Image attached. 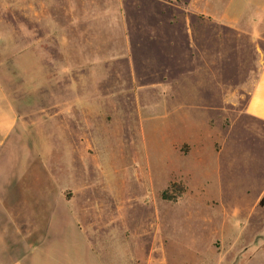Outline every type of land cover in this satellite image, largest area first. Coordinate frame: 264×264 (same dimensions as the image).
I'll return each instance as SVG.
<instances>
[{"label": "rangeland", "instance_id": "obj_1", "mask_svg": "<svg viewBox=\"0 0 264 264\" xmlns=\"http://www.w3.org/2000/svg\"><path fill=\"white\" fill-rule=\"evenodd\" d=\"M124 1L148 23L130 0H0L16 113L0 181L17 204L0 183V226L16 248L45 240L39 264L90 262L88 247L118 264H264V122L245 110L264 16H204L190 78L140 87Z\"/></svg>", "mask_w": 264, "mask_h": 264}, {"label": "crops", "instance_id": "obj_2", "mask_svg": "<svg viewBox=\"0 0 264 264\" xmlns=\"http://www.w3.org/2000/svg\"><path fill=\"white\" fill-rule=\"evenodd\" d=\"M130 1L131 3L136 1L134 4L138 5L137 7H139L140 11L144 13L148 12V15L142 17L148 23L141 25L136 21L138 17L135 18L130 15L131 11H128L129 4L124 1L123 8L127 18L126 52L124 54V62L128 73L127 79H144L150 82L148 85H139L140 87L149 85L153 87L168 86L172 80H186L190 78L194 62L199 60V58H194L193 55V48L197 45V40L194 39L195 31L191 24L190 16L232 17V20L228 21L227 19H223L226 20L227 25L232 26L234 25L230 22L234 23L243 17L264 16V0H186V2L180 0H161L169 1L166 3L171 5L175 10L183 12L184 16L179 19L183 23L178 27L173 18H169L168 24H155L151 20V17L158 16L151 12L152 9L146 3L141 2V0ZM177 32L179 35H177ZM177 44H179L180 49L182 48L181 52L179 51L180 49L178 50ZM245 110L249 116L264 122V58L258 66L256 79L249 94ZM15 128L16 113L10 106L0 84V148L10 139ZM10 182L11 180H9L7 185L5 184L6 182L0 181L3 184L4 196L2 198L4 199H7L8 187L14 184V180L12 181V185ZM7 200L14 205L11 209L17 207L14 201ZM0 201L2 200L0 199ZM1 205L2 203L0 202ZM7 214L13 216L15 219L14 211L12 214L10 212H7ZM0 230V235H4L2 237L3 244L0 243V247L4 251L2 255L8 257V261L4 264H39L38 261L40 260L45 240L36 247L26 245L23 249L16 248V235H8L5 225L0 226ZM86 245L88 247L87 242ZM15 249H20V251L17 255L13 256L12 251ZM87 250L91 256L90 262L78 260V264H118L117 261H113V263V259L109 260L110 262L107 259L98 262L95 251H91L89 247ZM111 253L112 251L108 250V255H111ZM120 264L122 263L120 262Z\"/></svg>", "mask_w": 264, "mask_h": 264}, {"label": "trees", "instance_id": "obj_3", "mask_svg": "<svg viewBox=\"0 0 264 264\" xmlns=\"http://www.w3.org/2000/svg\"><path fill=\"white\" fill-rule=\"evenodd\" d=\"M141 2L146 3L148 6H151L154 10V13L157 14L158 17L152 16L151 20L155 24H168L169 18H173L175 20V23L180 27L182 25V21L180 22L179 19H181L182 16H184L183 12L181 10H175L171 5H169L166 2L169 1H161V0H141ZM157 10V11H156ZM176 11V13H174ZM172 13V14H171ZM191 24L193 25L194 31L196 30V25H194V22L200 21V23L203 21L205 23L204 26H207L210 23V19L208 17H204L202 15L199 16H190ZM201 27V25H200Z\"/></svg>", "mask_w": 264, "mask_h": 264}]
</instances>
